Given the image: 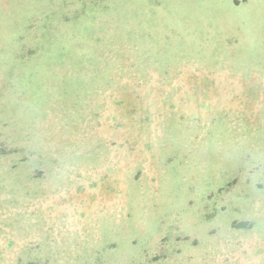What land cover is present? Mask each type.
I'll list each match as a JSON object with an SVG mask.
<instances>
[{"label": "rangeland", "instance_id": "374dc122", "mask_svg": "<svg viewBox=\"0 0 264 264\" xmlns=\"http://www.w3.org/2000/svg\"><path fill=\"white\" fill-rule=\"evenodd\" d=\"M0 264H264V0H0Z\"/></svg>", "mask_w": 264, "mask_h": 264}]
</instances>
